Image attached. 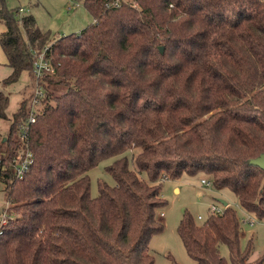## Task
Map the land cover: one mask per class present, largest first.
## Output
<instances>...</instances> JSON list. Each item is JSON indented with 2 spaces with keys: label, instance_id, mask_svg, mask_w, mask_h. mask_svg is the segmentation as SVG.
Instances as JSON below:
<instances>
[{
  "label": "trees",
  "instance_id": "obj_1",
  "mask_svg": "<svg viewBox=\"0 0 264 264\" xmlns=\"http://www.w3.org/2000/svg\"><path fill=\"white\" fill-rule=\"evenodd\" d=\"M80 1L94 21L52 35L0 0V44L12 68L3 82L25 71L34 78L12 117L10 93L0 89V119L11 120L0 131L10 211L0 264H154L163 180L183 173L209 174L264 217V168L251 162L264 152V0ZM47 44L54 69L23 141L34 49ZM22 145L34 161L18 177L9 166ZM108 157L115 182L99 179L93 195L89 170ZM177 230L195 264L263 262L251 259L253 237L242 246L229 204L202 221L186 209Z\"/></svg>",
  "mask_w": 264,
  "mask_h": 264
},
{
  "label": "rangeland",
  "instance_id": "obj_2",
  "mask_svg": "<svg viewBox=\"0 0 264 264\" xmlns=\"http://www.w3.org/2000/svg\"><path fill=\"white\" fill-rule=\"evenodd\" d=\"M7 3L10 7H24L21 14H33L38 25L44 30L51 31L52 35L78 32L94 21L93 15L80 0H7ZM5 28V24L0 21V33ZM0 54L4 55L1 45ZM25 78H27V73L23 72L20 78L15 81V88H11V84L2 82L0 89L10 93V91L19 89L20 85L24 83L23 90L27 85L29 86V80ZM30 79L34 81V78ZM28 86L26 93L30 90ZM42 106L43 103L41 102L38 108L41 109ZM113 160L114 157L104 158L89 170L93 195L98 194L99 179H105L110 183L115 182V179L107 170V165ZM204 177L210 179L209 174L201 172L196 175L183 173L179 178L163 180L162 193L168 203L158 210V217L163 221L164 229L159 233H155L151 238L150 245L155 256L154 264H173V260H176L179 264H195V260L187 252L178 233V223L186 209L198 221L204 220L211 212V204L225 205L222 200H226L238 212L242 222V246L244 247L248 240L253 237L254 250L251 259L264 258V217L260 218L255 213L244 208L231 188H217L214 184L207 185L202 182ZM5 185V181L0 177V227L10 215V211H7L8 203ZM175 186L178 188L175 189ZM163 211L164 215L162 214ZM14 214L16 213L13 212ZM199 215H202V218H199ZM248 217L253 218L254 224L243 222L242 219ZM220 248L222 254L230 259V251L227 244L222 243ZM261 264H264V259Z\"/></svg>",
  "mask_w": 264,
  "mask_h": 264
},
{
  "label": "built area",
  "instance_id": "obj_3",
  "mask_svg": "<svg viewBox=\"0 0 264 264\" xmlns=\"http://www.w3.org/2000/svg\"><path fill=\"white\" fill-rule=\"evenodd\" d=\"M120 1H128V0H115L114 4H119ZM128 2L132 3V5H137V2L135 0ZM24 7L20 8V11H23ZM50 48V44H47L42 50H36L34 49L35 53V59L33 61V70L36 76V82H35V88H34V97L31 101L30 105V113L28 116L27 122L23 125L21 128V140L25 141L27 137V131L29 129L30 123L34 122L36 120V114L40 109L38 108L39 103L42 102V97L44 95V86L42 83V78L45 74L50 73L53 71L54 66L52 63L51 58L47 55L48 50ZM34 161V154L32 150L27 145H22L18 148V152L14 157L11 159L10 162V170L18 177H22L30 168L31 163ZM3 169L7 168V166H3ZM202 182L210 185L213 184L211 179L208 178H202ZM224 206H219L215 203L211 204L210 209L211 212H223ZM199 218H202V215H199ZM245 223H250L251 225L254 224L253 218H244L242 219ZM6 221V219L4 220Z\"/></svg>",
  "mask_w": 264,
  "mask_h": 264
},
{
  "label": "crops",
  "instance_id": "obj_4",
  "mask_svg": "<svg viewBox=\"0 0 264 264\" xmlns=\"http://www.w3.org/2000/svg\"><path fill=\"white\" fill-rule=\"evenodd\" d=\"M11 71H12V68L8 65L7 55L4 52V55L0 54V86H1V83L3 82V79L5 77H7L11 73ZM26 73H27L28 80H30L28 72H26ZM27 78H25V79H27ZM14 83L15 82L11 83V88H13V87L15 88L16 87L14 85ZM23 85H24V83L22 85H20L21 87L19 89L15 90V91L14 90L10 91V103H9V106H8V109H7L9 117H12V114L18 109L20 101L22 100L21 90L23 88ZM10 123H11L10 119L1 118L0 119V131L2 133L7 132V130L9 129ZM176 188H178V187L175 186V189ZM162 214L164 215V211H163Z\"/></svg>",
  "mask_w": 264,
  "mask_h": 264
},
{
  "label": "water",
  "instance_id": "obj_5",
  "mask_svg": "<svg viewBox=\"0 0 264 264\" xmlns=\"http://www.w3.org/2000/svg\"><path fill=\"white\" fill-rule=\"evenodd\" d=\"M160 49L161 51H163L164 49L163 45L160 46ZM5 138L6 136H4V139ZM251 162L264 168V152L261 153L259 156L252 158ZM222 201L225 205L228 204L226 200H222Z\"/></svg>",
  "mask_w": 264,
  "mask_h": 264
}]
</instances>
